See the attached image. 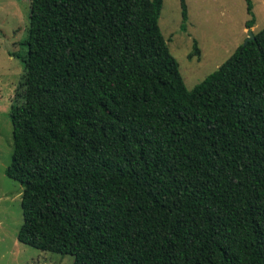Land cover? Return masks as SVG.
I'll use <instances>...</instances> for the list:
<instances>
[{"label":"trees","instance_id":"1","mask_svg":"<svg viewBox=\"0 0 264 264\" xmlns=\"http://www.w3.org/2000/svg\"><path fill=\"white\" fill-rule=\"evenodd\" d=\"M162 2L30 0L17 241L73 264H264V28L188 90Z\"/></svg>","mask_w":264,"mask_h":264},{"label":"rangeland","instance_id":"2","mask_svg":"<svg viewBox=\"0 0 264 264\" xmlns=\"http://www.w3.org/2000/svg\"><path fill=\"white\" fill-rule=\"evenodd\" d=\"M158 25L170 54L179 66L188 90L223 64L248 37L249 19L244 0H185L187 32L180 30L179 0H162ZM255 15L253 34L264 28V0H251ZM30 0H0V264H73L62 256L23 245L17 233L23 222L21 185L5 175L13 150L10 110L23 102V63L26 55ZM193 40L199 56L192 55ZM191 55V57H189Z\"/></svg>","mask_w":264,"mask_h":264},{"label":"water","instance_id":"3","mask_svg":"<svg viewBox=\"0 0 264 264\" xmlns=\"http://www.w3.org/2000/svg\"><path fill=\"white\" fill-rule=\"evenodd\" d=\"M254 40V34L252 32V29H248V37L246 38L245 42L243 45H246L249 41Z\"/></svg>","mask_w":264,"mask_h":264}]
</instances>
